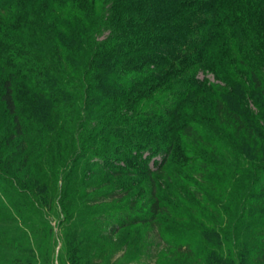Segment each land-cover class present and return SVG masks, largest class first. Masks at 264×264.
Returning <instances> with one entry per match:
<instances>
[{
  "label": "trees",
  "instance_id": "16d2710c",
  "mask_svg": "<svg viewBox=\"0 0 264 264\" xmlns=\"http://www.w3.org/2000/svg\"><path fill=\"white\" fill-rule=\"evenodd\" d=\"M0 111V264H53L40 233L59 264H131L116 232L165 223L82 221L98 217L78 198L88 174L162 171L203 208L187 207L193 239L162 234L154 264H264V0H0ZM104 194L91 201L123 196Z\"/></svg>",
  "mask_w": 264,
  "mask_h": 264
},
{
  "label": "rangeland",
  "instance_id": "374dc122",
  "mask_svg": "<svg viewBox=\"0 0 264 264\" xmlns=\"http://www.w3.org/2000/svg\"><path fill=\"white\" fill-rule=\"evenodd\" d=\"M200 78H203V75L200 74ZM210 81H213L211 76H207ZM2 111H0V115ZM4 118H7L4 116ZM4 126L0 131V144L4 139L5 133L8 131L10 127V118L7 123H3ZM177 124V122H176ZM173 126V125H172ZM171 134L168 133L167 136ZM174 134H172L173 136ZM160 139V138H159ZM162 141L165 139L168 141V138H161ZM160 139V140H161ZM170 139V137H169ZM192 142V139H190ZM189 142V143H190ZM16 143L12 142L8 147H2L5 155H9L10 152L13 151V147ZM190 145H192L190 143ZM85 154H88L87 152ZM185 158L188 160H195L196 157L190 155H185ZM174 161V157H171V162ZM85 161H80L79 164H84ZM15 166L18 163L14 164ZM151 168L155 167L154 161L150 163ZM62 172V171H61ZM80 173H84V169L79 171ZM23 172L21 173V175ZM171 172L162 171L161 174H154L153 176H143V175H134V176H118V177H109V176H98L88 174L89 180L85 184H83L84 191L82 192L81 197L78 198L79 207L78 211H82L84 213H96L97 217L100 219H88L81 218L82 221H104V218L108 213L112 214L116 212L118 215L126 214H136L137 213H145L149 212L157 218L154 221H161L165 224L156 228L155 226L148 227L144 224H137L133 226L126 227L124 229L119 230V232L113 236L112 240L116 241V245L124 246V242L129 243V248L127 250L128 255H125V259L131 261V264H154L155 258L153 255L157 254L158 251H167V245L165 241L162 239L163 233H167L166 236L172 241H177L181 243H186L187 241L193 239L194 235L198 234L197 231H193V224L191 223L192 219H194V215L187 208L188 206L192 207H201L200 202L194 199V196L191 194L189 190L185 187L181 188L182 190H178V188L174 185H171ZM155 185L157 195L155 196ZM86 189V190H85ZM192 189H194L196 195V190L205 189V186L200 185V183L193 184ZM108 191L118 192L122 197L118 198L116 202L96 205L91 199L96 198V195L108 193ZM105 195V194H104ZM96 200H94L95 202ZM150 205H153L154 209L158 212L155 213L152 209H150ZM201 210V209H200ZM46 214H51V223L55 232L59 229L60 218L58 216H53L52 212L45 210ZM46 217V215H44ZM204 218V217H201ZM74 219L70 216L68 218L64 217V214H61V226L64 224H68L69 221H73ZM92 229V226L89 227ZM158 229L162 230L161 234H159ZM63 230V229H62ZM61 230V232H62ZM62 234V233H61ZM90 240L93 239V236L89 237ZM166 238V237H165ZM37 239H39L43 251H47L51 253L53 257V264H59V255H61L62 250H60L61 242L59 239L53 237V241L50 240L48 235H44L40 233L37 235ZM52 239V238H51ZM150 241L153 240L155 244L152 250L146 249V247H140V249L135 252L137 242L139 241ZM4 252L9 256V258L13 255H18L13 249L9 247H5ZM12 256V257H13ZM132 257V259L130 258ZM167 256H169L167 254ZM168 262L174 261L173 264H181L186 262L185 257H174L172 259L167 260ZM69 264V263H65Z\"/></svg>",
  "mask_w": 264,
  "mask_h": 264
}]
</instances>
